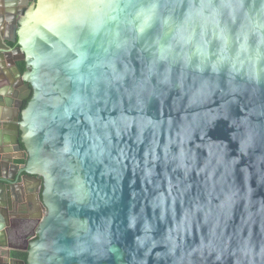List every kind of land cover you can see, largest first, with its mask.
Listing matches in <instances>:
<instances>
[{
  "label": "water",
  "instance_id": "obj_1",
  "mask_svg": "<svg viewBox=\"0 0 264 264\" xmlns=\"http://www.w3.org/2000/svg\"><path fill=\"white\" fill-rule=\"evenodd\" d=\"M10 53L0 264H264V0H0Z\"/></svg>",
  "mask_w": 264,
  "mask_h": 264
},
{
  "label": "flooded vegetation",
  "instance_id": "obj_2",
  "mask_svg": "<svg viewBox=\"0 0 264 264\" xmlns=\"http://www.w3.org/2000/svg\"><path fill=\"white\" fill-rule=\"evenodd\" d=\"M12 48H14V46ZM8 59H13L14 66L7 67V69L3 73L0 72V90L2 92L5 88H7V91H5V95L1 94L0 100H4L8 98L12 100V105H13L14 102H17L18 100L17 98L21 97L23 98L22 107H24L29 98H27L26 91L21 90V87L17 84V81H16L17 79L16 71H18L19 73L24 72V71L23 72L19 71L18 64H17L19 61H23V60H20L18 58V55L13 54V53H10ZM6 92H9V94L6 95ZM3 108L5 110H9L8 107L6 106H3ZM3 114H5L6 117L11 116L9 111ZM18 120H19V116H18ZM9 132H11L10 129H9ZM19 146H20V152L25 155V150L23 149V145L20 142V139H19ZM27 183L29 184L30 182H27ZM30 184L33 185V188H32L33 192L28 195L29 205L26 211L24 213L20 212L17 215V218L13 219L12 221H7L8 224L6 225L4 229L7 245H11L10 240H8V233L10 231H12L13 238L17 237L19 234H21L20 236H24V241L22 240L23 242H21V240L19 239L16 240V242H18V244L22 246L21 252H24L25 246L27 245L28 242L36 238L37 225L39 223L40 218L44 215L46 211L41 201L42 182L41 181L37 182L36 180H32ZM19 185H20V180H17L13 187V190L16 192L17 195L22 194V191ZM22 228L24 230H20ZM18 244H14V245H18Z\"/></svg>",
  "mask_w": 264,
  "mask_h": 264
},
{
  "label": "crops",
  "instance_id": "obj_3",
  "mask_svg": "<svg viewBox=\"0 0 264 264\" xmlns=\"http://www.w3.org/2000/svg\"><path fill=\"white\" fill-rule=\"evenodd\" d=\"M7 112V110H5L3 107H0V114ZM20 230H24L23 228ZM21 234H19L17 237L13 238V234L12 231H10L8 233V240H10L11 245H8V250L11 252H21L22 251V246L18 244V242H16V240H21V242L24 241V236H20ZM23 237V238H22ZM23 240V241H22ZM12 241V242H11ZM18 244V245H14V244Z\"/></svg>",
  "mask_w": 264,
  "mask_h": 264
},
{
  "label": "trees",
  "instance_id": "obj_4",
  "mask_svg": "<svg viewBox=\"0 0 264 264\" xmlns=\"http://www.w3.org/2000/svg\"><path fill=\"white\" fill-rule=\"evenodd\" d=\"M9 46H15V44H10ZM18 68L20 72H23L25 70V64L23 61H19L18 63ZM11 257L17 258V259H21L23 261H25L26 259V253L25 252H11Z\"/></svg>",
  "mask_w": 264,
  "mask_h": 264
}]
</instances>
